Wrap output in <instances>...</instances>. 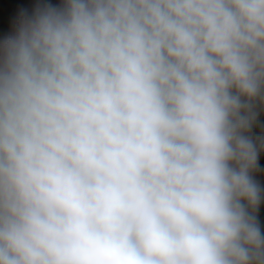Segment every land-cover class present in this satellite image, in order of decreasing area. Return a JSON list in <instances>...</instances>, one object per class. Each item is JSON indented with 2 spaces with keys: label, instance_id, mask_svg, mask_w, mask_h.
<instances>
[{
  "label": "clouds",
  "instance_id": "9594fccd",
  "mask_svg": "<svg viewBox=\"0 0 264 264\" xmlns=\"http://www.w3.org/2000/svg\"><path fill=\"white\" fill-rule=\"evenodd\" d=\"M258 104L264 0L0 14V264H264Z\"/></svg>",
  "mask_w": 264,
  "mask_h": 264
},
{
  "label": "rangeland",
  "instance_id": "374dc122",
  "mask_svg": "<svg viewBox=\"0 0 264 264\" xmlns=\"http://www.w3.org/2000/svg\"><path fill=\"white\" fill-rule=\"evenodd\" d=\"M40 1L41 0H4V3L0 5V10L6 14L8 19H10L15 14L16 9L20 5L28 7L29 10H31L35 6V4L39 3ZM257 113V123L256 125H254L250 135L254 140H257L259 147L258 138H264V104L257 105ZM253 177L261 186L262 190H264V147L259 148L258 169L253 173ZM256 215L262 232H264V193H262L261 204L259 205Z\"/></svg>",
  "mask_w": 264,
  "mask_h": 264
},
{
  "label": "crops",
  "instance_id": "0c3cea01",
  "mask_svg": "<svg viewBox=\"0 0 264 264\" xmlns=\"http://www.w3.org/2000/svg\"><path fill=\"white\" fill-rule=\"evenodd\" d=\"M40 2H41V1H40ZM50 2H52V3H59L60 0H55V1H50ZM0 14H3L4 17H5L6 19H8L7 16H6V14H5L4 12H2L1 10H0Z\"/></svg>",
  "mask_w": 264,
  "mask_h": 264
}]
</instances>
